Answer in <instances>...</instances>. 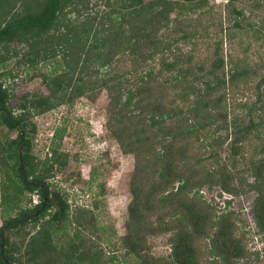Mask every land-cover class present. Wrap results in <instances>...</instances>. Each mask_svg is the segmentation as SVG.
Returning <instances> with one entry per match:
<instances>
[{
	"label": "trees",
	"instance_id": "1",
	"mask_svg": "<svg viewBox=\"0 0 264 264\" xmlns=\"http://www.w3.org/2000/svg\"><path fill=\"white\" fill-rule=\"evenodd\" d=\"M27 1L8 0L0 7V65L15 56V66L33 67L59 53L61 67L40 74L46 95L23 94L12 106L2 80L14 74L0 70V203L12 211L21 194L37 195L35 204L0 226V264H115L113 255L103 258L81 234L91 228L89 210L72 211L74 229L64 232L68 205L45 179L53 166H65L67 154L52 148L48 157L34 161L29 140L35 129L30 113L71 104L79 96L94 99L99 89L107 97L106 125L121 151L133 157L120 241L124 253L136 264H245L250 253L235 236L234 212L215 216L199 189L215 185L232 196L253 192V220L264 242V68L235 63L223 71L221 40L213 29L199 32L192 24L191 12L206 0H104L107 10L101 11L91 0H33V6H24ZM228 1L224 15L219 10L213 20L219 31L221 19L243 11ZM232 24L240 26L237 19ZM254 31L264 32V26ZM199 47L213 49L196 59ZM250 84L254 98L236 100V91ZM13 130L17 134L7 138ZM28 221L37 228L24 241ZM7 229L20 232L18 241ZM159 233H168L166 258L146 251V237Z\"/></svg>",
	"mask_w": 264,
	"mask_h": 264
},
{
	"label": "rangeland",
	"instance_id": "2",
	"mask_svg": "<svg viewBox=\"0 0 264 264\" xmlns=\"http://www.w3.org/2000/svg\"><path fill=\"white\" fill-rule=\"evenodd\" d=\"M26 1V0H25ZM33 0H28L27 4L33 6ZM104 0H91L90 4L101 10H107L102 5ZM148 1V0H146ZM263 2V0H259ZM206 5L195 9L191 16L196 18L192 22L199 32L211 29L216 33L215 40L220 39L217 45L218 56L224 60L223 71L231 70L234 64H253L255 67L264 68V32L255 33L258 26H264V3H256V0H234L232 5L235 9H242V14L238 17L221 19V31L214 28L215 18L218 11L224 15L223 9L228 0H206ZM227 2V3H226ZM8 5V0H0V7ZM257 7H254V5ZM23 6V7H24ZM20 5H15L19 9ZM226 14V13H225ZM67 16L72 17L73 13ZM172 17L173 15L170 14ZM237 19L240 26L236 27L232 23ZM214 23V24H213ZM214 42L212 38H206ZM202 46V42H198ZM14 46V44H12ZM199 47L193 51V56L200 59L204 56V51L211 54L212 47L202 51ZM188 50V47L184 49ZM1 51V49H0ZM206 55V54H205ZM17 57H8L0 70L11 69L13 77L2 80V84L11 90L9 103L12 106L21 100L23 94L27 97L36 95H46L48 93L43 84L40 74L52 75L60 69V54L53 58L39 62L36 66L26 67L21 63L15 66ZM123 67L130 68V65L122 64ZM263 65V66H262ZM254 85H249L245 89H239L235 93L236 100L253 99ZM107 97L103 89L95 93L94 99L79 96L71 104H59L42 113H30L29 120L34 125V133L29 134L31 144V154L35 160H42L48 157L51 149L56 152L67 154L66 164L60 169L53 166V174L45 179V184L49 190H56L65 199L68 205V221L65 223V233L71 235L73 224L70 215L76 208L89 210L91 228L81 232L84 238L88 239L89 247L100 251L105 257L114 256L115 264H136V259L132 255L124 253L121 248V237L125 233L124 222L126 218V208L130 200L129 179L133 168V157L130 153L123 152L119 148L116 140L112 137L106 125L105 105ZM31 112V111H30ZM240 119L246 122V117ZM58 130V134H52ZM16 131L7 133V138H12ZM223 147L219 150L223 155ZM220 162H223L221 157ZM251 180V177L247 178ZM201 199L213 208V214L234 212L235 236H239L250 253L245 264H260L262 258L263 238L257 232L252 214V204L254 193L232 196L220 190L218 186L207 187L203 185L199 189ZM1 196V191H0ZM29 198V199H28ZM32 199L37 200L35 192H25L20 195L19 206L12 211H7L0 203V226L8 216H14L19 209L32 206ZM29 200V201H28ZM95 204V206L93 205ZM47 215L39 218L37 222L45 219ZM55 224V223H54ZM58 224V223H56ZM37 223L26 222L25 229L28 234L25 240L36 228ZM15 229H7L10 239L18 241L19 233L14 234ZM84 232V233H83ZM58 231L56 234H59ZM168 233H159L146 237V251L149 255L158 258H166L170 251L167 242ZM207 239L201 242L200 254L204 260L206 250L204 244ZM95 251V252H96ZM258 251L256 260L255 252ZM212 256H205L210 259ZM117 262V263H116ZM242 262V261H240ZM243 264V263H242Z\"/></svg>",
	"mask_w": 264,
	"mask_h": 264
},
{
	"label": "built area",
	"instance_id": "3",
	"mask_svg": "<svg viewBox=\"0 0 264 264\" xmlns=\"http://www.w3.org/2000/svg\"><path fill=\"white\" fill-rule=\"evenodd\" d=\"M37 200L36 199H32V203H35Z\"/></svg>",
	"mask_w": 264,
	"mask_h": 264
},
{
	"label": "clouds",
	"instance_id": "4",
	"mask_svg": "<svg viewBox=\"0 0 264 264\" xmlns=\"http://www.w3.org/2000/svg\"><path fill=\"white\" fill-rule=\"evenodd\" d=\"M36 196H37V195H36ZM36 202H37V201H36ZM36 202H35V203H36ZM35 203H33V204H35Z\"/></svg>",
	"mask_w": 264,
	"mask_h": 264
}]
</instances>
